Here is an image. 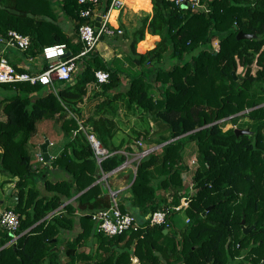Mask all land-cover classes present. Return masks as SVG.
I'll list each match as a JSON object with an SVG mask.
<instances>
[{"label": "trees", "instance_id": "1", "mask_svg": "<svg viewBox=\"0 0 264 264\" xmlns=\"http://www.w3.org/2000/svg\"><path fill=\"white\" fill-rule=\"evenodd\" d=\"M110 1L101 0V13ZM150 1L152 16L142 17L127 33L128 51L121 58L106 62L93 49L79 57L84 66L74 82L55 91L39 83L0 84V174L18 178L17 202L10 209L19 220L14 243L8 244L11 235L0 229V264H264V0H200L198 8ZM87 7L61 0L59 12L74 30L68 36L56 22L51 0H0V38L11 30L27 35L30 46L22 53L32 58L42 57L43 47L61 43L75 56L83 48L79 27L93 23L80 16ZM145 31L160 39L141 54L136 46ZM239 31L254 37L237 40ZM213 40L217 49L210 47ZM166 57L170 66L162 63ZM253 64L258 66L254 73ZM238 65L244 74L234 79L231 72ZM97 70L108 73L106 82L97 81ZM119 110L127 113L124 120L128 113L135 116L142 130H132L113 146ZM244 117L251 124L248 134L223 129ZM53 118L70 141L52 164L70 177L45 181L51 195L40 197L35 186L25 190L38 170L26 145L37 124ZM149 120L158 126L155 133ZM87 135L110 153L99 164ZM141 141L146 150L153 149L134 161L118 206L130 214L138 208L145 222L111 237L95 232L94 251L84 253L80 249L89 246L93 233L91 214L110 203L96 180L101 172L121 167L134 152L131 146L140 148ZM187 147L194 157L189 164ZM190 168L193 189L186 192L181 177ZM158 187L171 192V201L155 195ZM75 195L76 209L89 213L80 217L82 230L75 239L60 244L73 227L75 210L69 203L65 214L51 212ZM181 200L187 202L182 211L188 223L176 230L172 215L181 211L170 208ZM156 210H166V225L149 224ZM241 221L254 229L244 235Z\"/></svg>", "mask_w": 264, "mask_h": 264}, {"label": "crops", "instance_id": "2", "mask_svg": "<svg viewBox=\"0 0 264 264\" xmlns=\"http://www.w3.org/2000/svg\"><path fill=\"white\" fill-rule=\"evenodd\" d=\"M53 3V10L55 14H57V20L56 22L59 25V28H62V30L68 35L73 34V28L72 24L68 19H65L61 16L59 12V6L61 4V0H51ZM129 1V3H126ZM121 6L119 8H111L108 9L109 13V21L111 24V27L118 28L121 31V34L110 36L106 38H102L101 41L98 43L95 50L97 53L104 59L106 62H110L114 57L121 58L122 55H124L128 51V35L127 33L130 31H133L136 27L139 26L140 19L142 17L148 16L150 18L152 16V5L150 0H120ZM95 11L100 14L102 9V3L100 0V3L94 8ZM158 35H152L149 34L147 31L144 32V38L140 46L139 50V43H137L136 46V52L138 53H145L148 50H151L155 47L156 43L159 41ZM217 41L215 40V43ZM4 56L11 64L15 65L17 68L23 69L25 71L31 72V73H37L42 70L44 65H47V62L40 56V57H28L25 56L22 52L17 51L15 49H6L2 43H0V57ZM172 60H168V58H164L162 60V63L166 64L167 66H170ZM77 69L75 73L72 75V80L69 83H73L75 79V75L82 71L84 66V60L83 58H78L76 61ZM153 63H151L152 65ZM149 66V65H148ZM65 85V83H59L58 86ZM46 89L50 87H45ZM124 86L119 88L120 91H123ZM158 93V92H157ZM126 112L118 111L117 117L122 120H118L116 122L115 126V134L113 137V146H117L122 139H128L129 135H131L132 130L141 131V123L138 122L135 116L128 113L129 117L128 120H124L123 115ZM127 114V113H126ZM57 117V116H56ZM55 118V117H54ZM53 119H43L41 120L36 127V131L31 135V137L28 140V144L26 145L27 152L31 156V162L38 167L37 170V177H35V180L29 181L26 185L25 190H27L30 187H37V189L40 192V197H46L51 195L49 191L45 187V181L50 182H58L60 180H66L70 176L67 175V173L63 172L60 168L57 166H53V161L59 156V154L65 149L66 144L70 141V137H67L65 134H63L61 128L56 124L55 120ZM149 129L150 133H155L157 130V125L149 120ZM48 140V146H47V155L49 157V162L43 161L39 162L37 160V155L40 150V145L45 141ZM141 144L140 148L132 145L131 147L134 149V152L130 154V156L126 159L124 162V165L117 170L106 173L105 180H102L100 177L99 180H96V183H100L102 185L103 190L102 193L112 191L116 194L117 200L122 202L123 193L126 192L129 186V180L131 176H133L135 172V163L134 161L138 158V154L140 151H143L147 148L145 143L137 142ZM154 148H157L155 145ZM122 149V148H121ZM2 151L0 147V152ZM193 155L189 156L188 163H192ZM39 173V174H38ZM188 172H185L183 175H187ZM41 175V176H40ZM181 177V178H182ZM17 177L9 178L7 176L0 174V213L5 209H10L14 206V204L17 202V196H16V188L15 183L17 181ZM34 179V178H33ZM183 179V178H182ZM187 183V182H185ZM188 184L186 189H188ZM188 192L187 190H185ZM155 195L159 198L165 197L167 201H171V192L169 190H165L162 188H156ZM78 195L73 196L69 200H66L62 202L58 208L51 212L55 213L56 215L65 214L66 209L65 206L70 203L72 207L74 208V212L72 216L74 217L75 221L73 224V227L69 232H66V236L61 240H59V243L64 244L65 241H67L69 238L75 239V236L79 234L82 230V225L80 224V217L86 215L89 213L88 210H84L83 206H81L83 209H76L77 208V200L76 197ZM127 207V211L129 212L130 206L128 202L123 203ZM174 207V206H172ZM132 209V208H131ZM49 213L47 215V218L50 216ZM130 213V212H129ZM182 214L183 211L181 210ZM52 215V214H51ZM184 224L186 226L187 222L184 217ZM93 233L91 234V238L88 240L89 246H86L84 249H80L84 253H89L94 251L96 247V238L94 237V233L96 232L95 224L93 227ZM87 244V245H88ZM124 245V241H121L118 244V248ZM79 250V251H80ZM102 255L103 253L100 252Z\"/></svg>", "mask_w": 264, "mask_h": 264}, {"label": "built area", "instance_id": "3", "mask_svg": "<svg viewBox=\"0 0 264 264\" xmlns=\"http://www.w3.org/2000/svg\"><path fill=\"white\" fill-rule=\"evenodd\" d=\"M177 5L189 4L191 8L201 7L200 0H169ZM252 3L260 0H250ZM79 4L88 5L86 9L81 10L80 16L90 18L92 24H84L78 29V39L82 43V50L75 56H70L68 47L64 44L47 45L42 48V58L47 62V65L42 68L40 72L31 73L28 71H19L4 57H0V84H14V83H29L41 84L50 87L53 91L57 89L59 83H69L72 80V75L77 69L76 61L79 57L86 55L88 52L95 49L103 36L110 37L115 33L120 34L118 28H111L109 21V13L98 14L95 7L100 3V0H77ZM121 6L120 0H111L108 9L119 8ZM99 17V25L95 30L94 23ZM0 43L6 49H15L18 51H26L30 46V38L27 35L20 34L14 30L7 33L6 39L0 38ZM95 78L99 83H104L108 80V73L106 71L97 70L94 73ZM90 142L97 164L102 159L110 155V153L102 148L99 142L93 135H87ZM141 145L140 143H138ZM149 150L140 151L138 158L145 155ZM38 160L42 162L40 154L37 155ZM137 158V159H138ZM124 165V164H123ZM122 165V166H123ZM121 166V167H122ZM120 168V167H119ZM105 173L101 172L102 180L106 178ZM110 203L107 208L98 209L91 214V219L95 224L96 232L102 233L106 236H115L123 233H128L136 230L139 223L136 218L130 213H123L119 209L116 194L109 191ZM187 202L181 200L176 207H171L175 211L185 209ZM166 210H156L149 215L150 225H166ZM188 223V219H186ZM0 227L11 235V241L8 244L14 243L18 237L16 232L19 227V220L17 215L11 209H5L0 213Z\"/></svg>", "mask_w": 264, "mask_h": 264}, {"label": "rangeland", "instance_id": "4", "mask_svg": "<svg viewBox=\"0 0 264 264\" xmlns=\"http://www.w3.org/2000/svg\"><path fill=\"white\" fill-rule=\"evenodd\" d=\"M210 47L217 49V47H218L217 42L215 43V40H213L211 42V44H210ZM257 69H258V66L256 64H253L251 66V72L252 73H254ZM243 74H244V69L241 66L238 65L237 68L235 69V75L236 76L237 75L243 76ZM151 93H152V95L155 98H158L159 97V95H158L159 93H157L156 91H152ZM249 124H250V122H249V120L247 118H245V117L244 118H238V119H236V120H234L232 122H227L223 126L224 127L223 129L225 130V129L229 128V127H232L234 129H245L248 132H250V129L247 128V127H249L251 125V124L250 125ZM81 130H83V129L81 128ZM184 157H185V159H188V157H189L188 147L185 150ZM37 159H38V157H37ZM192 169L193 168H190V171L188 172V174L187 175H183V177H182L183 180H184V182L189 183L188 184V189H187L188 192L193 189V184L191 183ZM172 221L174 223V227L176 228V230H178V229L180 230L182 228H185V224H184V214H182L180 212L174 213L172 215ZM0 229H3V228L0 227Z\"/></svg>", "mask_w": 264, "mask_h": 264}, {"label": "water", "instance_id": "5", "mask_svg": "<svg viewBox=\"0 0 264 264\" xmlns=\"http://www.w3.org/2000/svg\"><path fill=\"white\" fill-rule=\"evenodd\" d=\"M183 6H186V3L183 4ZM99 20L100 18L97 17L96 18V21L94 23V26H95V30H97L98 28V25H99ZM254 35L252 34H246V33H243L241 31H239L237 34H236V39L237 40H241V39H250V38H253ZM231 75L234 77V79H236V75H235V69L232 70L231 72ZM263 105V104H262ZM261 106V105H260ZM234 133L236 135H241V134H248L249 132L245 129H234ZM47 146H48V140H45L41 145H40V150H41V153L43 155V159L44 161L46 162H49V157L47 155ZM153 149V148H152ZM152 149H149V151H151ZM206 210H209V208H207ZM132 215L136 218V221L139 223V224H143L145 222V219L146 217H143L139 214V210L138 208H134L133 211H132ZM241 228H242V233L244 235L248 234L253 228H254V225L252 226H244V221H241Z\"/></svg>", "mask_w": 264, "mask_h": 264}, {"label": "bare ground", "instance_id": "6", "mask_svg": "<svg viewBox=\"0 0 264 264\" xmlns=\"http://www.w3.org/2000/svg\"><path fill=\"white\" fill-rule=\"evenodd\" d=\"M126 3H129V1H127Z\"/></svg>", "mask_w": 264, "mask_h": 264}, {"label": "flooded vegetation", "instance_id": "7", "mask_svg": "<svg viewBox=\"0 0 264 264\" xmlns=\"http://www.w3.org/2000/svg\"><path fill=\"white\" fill-rule=\"evenodd\" d=\"M253 225H254V224H253ZM253 229H254V228H253ZM253 229H252V230H253Z\"/></svg>", "mask_w": 264, "mask_h": 264}]
</instances>
